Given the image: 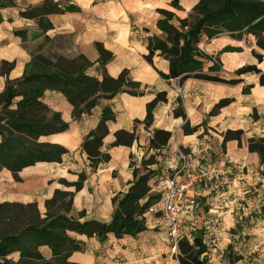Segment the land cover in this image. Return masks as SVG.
<instances>
[{
    "label": "crops",
    "instance_id": "1",
    "mask_svg": "<svg viewBox=\"0 0 264 264\" xmlns=\"http://www.w3.org/2000/svg\"><path fill=\"white\" fill-rule=\"evenodd\" d=\"M178 1L182 10L173 13L180 19L186 18L198 2ZM4 2L7 5L0 6V71L4 63L12 67L0 74V95L7 82L24 77L32 56L39 53L67 60L82 56L90 63L85 75L97 81H102L104 75L116 79L126 71L128 78L139 84L142 94L119 92L110 99H99L89 112H81L74 118V108L66 97L60 92L46 90L42 103L51 113L58 114L68 128L42 136L37 143L57 145L68 153L60 162H38L23 168L18 172V180H14L10 171L2 169L0 204H35L44 217L46 201L55 191L71 192L69 217L79 222L107 223L112 219L117 202L139 177L147 174L149 191L140 203L151 197L154 203L149 207L159 206L164 180L180 165V156L184 155L195 173L211 168L220 172L210 176V181L204 180L192 188L197 207L180 215L181 238L175 251L168 238L166 220L161 213L148 214V207L140 217L145 230L136 236L116 238L107 234L101 241L97 236L68 232V236L81 245L80 250L69 256V261L75 264H180L179 242L192 244L194 237H201L206 248L202 254L205 264H264V250L248 246L264 235V204L247 209L239 204H214L222 198L215 188L217 184L218 188L226 185L227 193L241 195L258 183H264V167L259 165L258 155L248 150L249 139L264 138V86L259 85V75L237 77L234 74L247 65L264 72V51L256 47L254 37L243 35L235 39L223 34L207 40L202 36L197 45L219 66L217 75L220 78L241 82L227 85L187 79L179 84L178 79L162 77L168 74L169 63L158 52L151 63L145 58L148 39L162 35L156 26L160 18L157 10H167L170 0H53L60 3L61 8L72 5L78 10L48 15L46 22L51 27L47 30L42 29L37 19L22 16L44 0H0ZM173 25L177 26L175 22ZM97 44L112 55L104 65L100 63ZM254 53L262 56L261 62L256 60ZM211 65L212 62L206 63L204 72ZM178 87L180 95L176 92ZM246 87L249 90L243 93ZM158 94H164L165 101L154 107L152 122L146 126L147 105ZM20 100V96L12 99L9 109H16ZM220 102L225 104L213 112ZM2 105L0 101V111ZM105 108L110 109L113 119L106 122L107 134L99 152L108 158L93 165L82 145L96 130ZM179 108L184 118L174 115V110ZM185 123L190 128L197 127V131L184 134ZM155 130L171 133L161 150L149 147ZM236 131L241 132L240 145L237 141L223 144L224 135ZM118 132L134 135L129 146L113 144ZM213 154L214 161H211ZM80 175L84 180L80 189L75 190L71 185ZM222 177L224 182L220 185L218 179L223 180ZM259 208L263 209V215L253 217L252 212L256 215L255 210ZM80 212L84 213L81 218ZM220 239L229 244L219 253L210 245L217 247ZM39 250L46 259L51 257L47 247ZM9 258L16 262L19 254L13 253Z\"/></svg>",
    "mask_w": 264,
    "mask_h": 264
},
{
    "label": "trees",
    "instance_id": "2",
    "mask_svg": "<svg viewBox=\"0 0 264 264\" xmlns=\"http://www.w3.org/2000/svg\"><path fill=\"white\" fill-rule=\"evenodd\" d=\"M5 5L6 2L0 3L1 7ZM170 6L181 10L178 0H172ZM77 10L72 5L61 8L58 2L44 0L41 5L26 10L22 16L37 19L42 29L47 30L51 27L46 22L48 15ZM192 12L196 17L193 24L188 18L180 19L173 12L157 10L160 18L156 26L162 35H154L148 39L146 60L151 63L153 55L158 52L159 56L169 63V72L162 77L178 79L179 84L187 79L227 85L241 82L239 79L220 78L217 75L219 66L211 57L202 53L197 45L202 36L211 40L223 34H229L235 39L251 35L255 39L256 47L264 51V0H198ZM173 22L177 26H174ZM96 49L102 65L111 60L112 55L100 44L96 45ZM253 55L258 62L262 61L261 55L255 53ZM208 62H212V65L204 72V66ZM88 66L90 63L82 56L67 60L56 55L39 53L32 56L21 80L6 83V89L0 95V101L3 102L0 111V171L6 169L11 172L14 180H18V172L23 168L38 162H60L62 156L68 153L57 145L37 143L42 136L60 133L68 128L58 114L51 113L42 103L41 98L46 90L62 93L74 108V118L81 112H89L99 99H110L119 92L134 96L142 94L139 84L132 82L126 71L121 72L116 79L104 75L102 81H97L85 75ZM11 67L12 64L4 63L0 74H4ZM234 74L237 77L246 74L259 75V85L264 86V72L254 65L243 66ZM248 90L249 87L244 88L243 93H247ZM17 96H20L21 100L17 103L16 109L10 110L11 101ZM163 101L164 94H158L147 105L144 120L146 126L152 122L154 107ZM224 104L225 102L217 104L213 112ZM174 115L184 118L180 108L174 110ZM112 119L110 109H103L99 125L82 145L93 165L100 159L108 158L107 155H101L99 149L107 134L106 122ZM182 130L184 134L189 135L196 132L197 127L190 128L185 123ZM170 137L171 133L167 131L155 130L149 140V147L161 150ZM240 137V131L227 132L223 144L227 141H237L240 145ZM133 138V134L118 132L113 144L129 146ZM248 150L258 155L259 165L264 167V138L249 139ZM147 179L148 174L134 182L129 191L117 202L112 219L107 223L79 222L78 219L69 217L73 197L71 192L55 191L53 197L46 201L44 217L35 204H0V264H75L69 261V256L80 250L81 245L68 236V232L87 237L97 236L101 241L106 239L107 234H113L116 238L125 235L136 236L145 230L144 221L140 217L154 203L151 197L143 204L140 203L148 195ZM83 180L84 176L80 175L78 181L71 186L79 190ZM83 215V212L78 214L80 218ZM40 247L49 249L51 253L49 259L40 253ZM178 250L180 264H205L202 254L206 248L201 237H194L192 244L187 241L179 242ZM13 253L19 254L16 262L9 258Z\"/></svg>",
    "mask_w": 264,
    "mask_h": 264
},
{
    "label": "built area",
    "instance_id": "3",
    "mask_svg": "<svg viewBox=\"0 0 264 264\" xmlns=\"http://www.w3.org/2000/svg\"><path fill=\"white\" fill-rule=\"evenodd\" d=\"M176 92L180 95L181 88L178 87ZM179 160L180 165L164 180V194L159 206H151L147 209L148 214L161 213L166 220L168 238L174 251L181 238L180 215L187 211H194L197 207V201L191 194L192 188L204 180L210 181V176L220 172L217 168H211L195 173L191 171L187 163V156L182 155ZM215 188H218L217 185Z\"/></svg>",
    "mask_w": 264,
    "mask_h": 264
},
{
    "label": "rangeland",
    "instance_id": "4",
    "mask_svg": "<svg viewBox=\"0 0 264 264\" xmlns=\"http://www.w3.org/2000/svg\"><path fill=\"white\" fill-rule=\"evenodd\" d=\"M171 1L172 0H170V2L167 4L168 5L167 11H170V12L178 11V10H176L170 6ZM178 5H179V1H178ZM179 7H180V5H179ZM180 9H181V7H180ZM186 18H188L189 22L191 24H193L196 17L193 15V12L191 11V13H189L186 16ZM211 161H214V154H213V158H211ZM222 179L223 180L218 179V182L220 183V185H222V182H224V177H222ZM262 185H264V183L263 184L258 183V185L255 188L251 187L250 190H247V191L241 193V195H235L233 193H227L228 190L226 188V185H222V188H220L221 186H219V188H217V191L223 195L220 196V197H222L221 199H219L218 201H214V204H239V206H242L246 209L249 206L250 207L259 206L260 204H264V187L262 188L261 187ZM217 187H218V184H217ZM212 203H213V201H212ZM259 209L255 210L256 215H254V213L252 212L253 217L263 215V209H260V210ZM249 212H251V210ZM263 238H264V235L260 236L259 237L260 240L257 239L255 242H251V244H248V246L251 248H261L264 250ZM216 244H217V247H214L212 244L210 246L212 249H216L220 253L221 251L222 252L224 251L225 247L229 244V242L227 240L223 241L222 239H220ZM233 253H234V250L232 251V254Z\"/></svg>",
    "mask_w": 264,
    "mask_h": 264
}]
</instances>
